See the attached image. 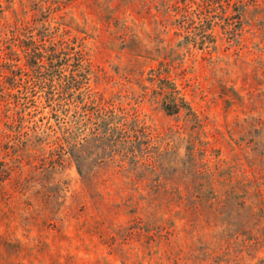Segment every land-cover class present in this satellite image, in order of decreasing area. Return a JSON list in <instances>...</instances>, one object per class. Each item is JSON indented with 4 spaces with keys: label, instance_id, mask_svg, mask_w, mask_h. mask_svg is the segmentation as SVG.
Segmentation results:
<instances>
[{
    "label": "rangeland",
    "instance_id": "374dc122",
    "mask_svg": "<svg viewBox=\"0 0 264 264\" xmlns=\"http://www.w3.org/2000/svg\"><path fill=\"white\" fill-rule=\"evenodd\" d=\"M178 1L0 0V49L15 53L0 59L14 67L0 73V264H264V12ZM203 17L212 30L187 24ZM27 26L45 47L84 41L72 153L53 145L54 110L74 100L21 85Z\"/></svg>",
    "mask_w": 264,
    "mask_h": 264
},
{
    "label": "trees",
    "instance_id": "16d2710c",
    "mask_svg": "<svg viewBox=\"0 0 264 264\" xmlns=\"http://www.w3.org/2000/svg\"><path fill=\"white\" fill-rule=\"evenodd\" d=\"M153 2H155V4L157 5L158 0H152ZM253 13L252 15H254V13H263L264 12V0L262 1V5H260V3H258L257 0H254L253 2ZM203 4H205L203 6ZM159 5V4H158ZM165 5V2H164ZM163 5V6H164ZM217 2H215L214 0H181L178 1L176 3L173 4V7L175 9V12H177L178 14L181 13L183 11V9H204L205 11L207 10H219V8H217ZM241 8L237 9L235 12L237 13V29L236 31L240 32L243 31L245 26H248V16L245 15L246 11H247V6L240 2ZM48 9V8H47ZM165 10H169L167 9V7H165ZM185 12V11H184ZM225 9H221L220 14V20L222 22H225L227 17L229 15L226 14ZM224 14L226 16H224ZM33 25L31 26L32 30L34 32H39L40 28H43L44 25L48 26L49 22L47 23H42L41 26H36L38 25V23L36 21H32ZM60 24H64V23H57L58 25V29ZM185 24V23H184ZM190 25H193V31L194 30H199V28L201 29H206V30H212V28L214 27V25H212L211 22L207 21V18L203 17V18H199V19H195V20H191L190 23H187ZM175 25L178 26V28H180V25L176 24V20H175ZM263 26V25H260ZM28 29L31 31L30 34H27V42H23L22 45H25V49L23 54L26 55L25 59H26V67L29 71V74H24L26 76V81H24V83H22V78H21V72L19 71L18 76L15 75V77L17 76V78H21L20 82L22 87H28L29 85L33 84L34 86L39 87V83L38 81L40 80H44L41 81L43 86L42 88H44V95L48 98H52L53 96H56V93L54 92L55 89H60L61 90V94L65 95L67 97L68 100H74L68 104H64L62 106L61 102H62V97L61 99L58 101V103H56L55 105V112H61V115L63 116V118H60V121L56 119V125L54 126V128H56V133L59 134V137H56L55 142L53 143V145H58V148L61 149V151H66V153H70L72 151V149L75 146V142L73 141V132L71 130V126H72V122L71 121H67L68 119H71L73 117V115H79L81 114L80 110H78V107L74 105L75 102H78L80 104H82V112L85 110L86 108V103H88V97L89 95L87 94L89 89H84L82 92H80L79 94H77V96H74V93H71L72 91H76L79 90L78 85L77 84H87L88 80L87 78L82 75L85 74V72H87L86 69V56L83 53V45L84 41L82 39L77 40H68V39H58V41H56V43H49V45H47V47L44 46V36H42L40 33H36L34 34L33 31L29 28V26H27ZM249 27V26H248ZM45 29V28H43ZM46 30V29H45ZM50 31V29H49ZM64 31V30H62ZM65 32V31H64ZM195 38V37H194ZM204 39H207V42L209 43V37H205ZM201 44H205L206 40H200ZM213 43V42H212ZM11 44V43H10ZM8 44V45H10ZM185 46H180L181 50L182 48H184ZM185 48H188L185 47ZM8 50V51H5ZM8 52V53H7ZM8 54H10L11 56H13L15 53L12 52V50H10L8 47L5 48L4 50L1 51L0 49V59L1 60H6L8 59ZM71 58H73V63H71V65H69V63L71 62ZM10 61L3 63L2 65H0V73H3V70H6L9 74L11 70H14V67H11V64H9ZM68 66L71 67V71H70V76H65V75H61L62 73V69L64 68H68ZM11 69V70H10ZM41 69H44V72L46 69H48L49 71H46L47 74H44L41 72ZM33 71V72H31ZM50 72V73H48ZM32 73V74H30ZM32 75V76H31ZM7 76V75H6ZM10 76V75H9ZM8 77V76H7ZM32 77V78H31ZM62 84L60 83L61 81H65ZM34 80V81H33ZM57 80L56 82V87L53 85H51V83ZM11 84V83H10ZM63 86V87H62ZM69 91V93H68ZM67 93V94H66ZM58 96V95H57ZM66 100V101H68ZM167 103H171L170 101H167ZM72 106V107H71ZM63 107H67L68 109H63ZM73 114H70V113ZM86 113V111L84 112ZM100 114V113H98ZM108 114V113H107ZM103 115L102 119H98L99 120V129L97 128L96 131L100 132L101 129L104 130V127L107 128L106 131L109 128V124L111 123H104V118L106 116H109L110 119H114V116L116 115L115 113H111L110 115ZM65 115V116H64ZM86 115V114H83ZM99 118V117H98ZM113 123L118 124L117 122H115L113 120ZM104 131L98 133L100 134L101 138L104 136L106 138V136L103 134ZM109 136V135H108ZM111 138V137H110ZM109 138V140H110ZM81 142H83V137L80 139V142H77V146H81ZM109 143V148H112V143ZM73 152V151H72ZM71 152V153H72Z\"/></svg>",
    "mask_w": 264,
    "mask_h": 264
}]
</instances>
